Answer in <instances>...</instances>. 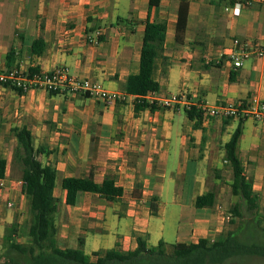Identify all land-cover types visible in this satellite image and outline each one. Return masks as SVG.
<instances>
[{
    "label": "crops",
    "instance_id": "0c3cea01",
    "mask_svg": "<svg viewBox=\"0 0 264 264\" xmlns=\"http://www.w3.org/2000/svg\"><path fill=\"white\" fill-rule=\"evenodd\" d=\"M0 0V74L10 69L50 72L67 68L109 92L127 94L125 103H107L81 93H21L0 85V253L14 242L28 245L29 202L15 175L13 128L26 127L39 161L57 171L54 221L60 248L83 250L95 263L107 251H134L138 237L148 247L160 242L196 244L226 235L237 217L228 206L234 172L225 145L241 126L238 144L246 177L264 206V122L251 117L210 118L194 128L187 109L220 103L264 102V57L252 56L234 69L230 54L240 39L264 47V0ZM240 4L237 12L234 7ZM167 25L152 77L157 95H183L172 109L136 111L139 100L127 92L128 78L140 71L147 21ZM44 52L34 54L33 42ZM19 168V167H18ZM107 177L123 195L107 199L79 193L66 202L63 181ZM214 193L211 206L197 207L199 196ZM13 207H8V203ZM152 204L157 205L153 211ZM234 210V209H233Z\"/></svg>",
    "mask_w": 264,
    "mask_h": 264
},
{
    "label": "trees",
    "instance_id": "16d2710c",
    "mask_svg": "<svg viewBox=\"0 0 264 264\" xmlns=\"http://www.w3.org/2000/svg\"><path fill=\"white\" fill-rule=\"evenodd\" d=\"M160 1L151 0L150 6L158 5ZM166 31L165 22L147 21L141 50L140 71L136 75L129 76L128 94L142 98L149 92L159 91L160 86L154 81L152 74L159 49L166 39ZM44 47L43 40H35L32 52L41 55ZM14 55L13 50L7 55L8 71H11L10 69L15 64ZM29 72L41 71L38 68H31ZM7 86L11 87L9 84ZM12 88L22 93L20 89ZM135 108L138 112L146 108L154 110L156 106L139 99ZM186 112L188 119L195 121L194 128H199L203 121L202 110L191 107ZM12 132L17 142L14 150V163L18 164L21 171L22 192L29 202L31 222L28 226V236L30 244L14 242L18 225L12 224L10 235L7 237L8 246L3 254L0 253L2 264H240L244 258H264V244L241 239V235L244 234L243 228L220 235L212 243L207 239H201L196 244L178 243L168 246L162 241L155 247H148L146 241L138 237L136 250L121 252L112 249L99 257L95 263L91 262L90 257L85 254L83 242H80L78 249L60 248L57 238L58 230L54 221L57 203L54 196L57 171L54 167L44 165L39 161L38 156L43 150L34 147L32 133L29 129L26 127L13 128ZM241 135L242 128L239 126L231 140L225 145L226 156L234 172L231 184L232 194L239 197L242 203V206L233 210V215L237 218L243 217L242 209L248 213H254L259 207L252 182L246 177L242 160L239 157L238 144ZM5 172L6 163L0 160V179L5 177ZM63 189L67 192L68 205H75L79 193L82 192L99 194L107 199L120 197L124 192L121 187L116 186L114 179L107 177L99 185L95 182L93 175L89 178H67L63 181ZM214 197V193L199 196L196 206H211ZM152 209L154 212L157 211V205L152 204ZM255 222L260 226L258 219ZM253 228L247 229V236L251 235ZM261 230L264 233V226Z\"/></svg>",
    "mask_w": 264,
    "mask_h": 264
},
{
    "label": "built area",
    "instance_id": "2783aa9c",
    "mask_svg": "<svg viewBox=\"0 0 264 264\" xmlns=\"http://www.w3.org/2000/svg\"><path fill=\"white\" fill-rule=\"evenodd\" d=\"M240 8L239 3L234 7L237 12ZM234 44L236 50L230 54L234 69L241 68L244 61L252 56L264 57V47L261 44H250L240 39H236ZM7 84L20 89L23 93L45 90L52 94L81 93L107 103H125L128 100L127 94L106 91L90 79L71 75L69 70L64 67L56 68L50 72L35 73L13 69L0 74V85L6 86ZM138 99H142L150 105L167 109H172L184 101L183 95L159 97L157 92H149L146 96ZM202 112L203 121H209L210 118L241 120L245 117H251L256 121L264 122V102H257L256 100L248 105L241 102L220 103L213 107H206ZM3 186L4 183L0 180V187ZM8 207H13V204L8 203Z\"/></svg>",
    "mask_w": 264,
    "mask_h": 264
},
{
    "label": "rangeland",
    "instance_id": "374dc122",
    "mask_svg": "<svg viewBox=\"0 0 264 264\" xmlns=\"http://www.w3.org/2000/svg\"><path fill=\"white\" fill-rule=\"evenodd\" d=\"M15 169H16L15 175L20 176L21 171L19 170V168L16 167ZM234 203H235V200H234ZM234 203L231 204L230 206H228V213H230L231 215H233V209L235 207ZM236 204L238 205V207L242 206L240 198L236 199ZM242 212H243V217L238 218L236 223H234V222H228L227 223V227L229 228L228 231L229 230L233 231V230L243 228L244 234L241 235V239L246 240V241L248 240L249 242L264 244V233L261 230V228H263V226H264V206H261L259 204L258 209L254 213H248L244 209H242ZM257 219L260 222V226L257 222H255V220H257ZM30 220H31V215L29 214V217H28V219L24 225H28ZM246 222H248L247 223L248 225L246 224ZM257 226H258V228H257ZM249 228H251V229L253 228L252 233H251L252 236L251 235L247 236V233H248L247 229H249ZM4 252H2L1 254H3ZM0 264H2V262H0ZM240 264H264V258L263 257L262 258L261 257L260 258L259 257L244 258L240 262Z\"/></svg>",
    "mask_w": 264,
    "mask_h": 264
}]
</instances>
